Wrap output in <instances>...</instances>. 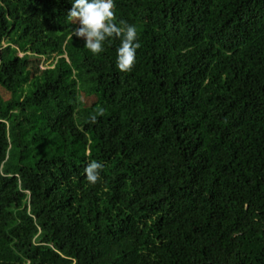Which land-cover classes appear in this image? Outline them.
<instances>
[{
    "label": "trees",
    "instance_id": "obj_1",
    "mask_svg": "<svg viewBox=\"0 0 264 264\" xmlns=\"http://www.w3.org/2000/svg\"><path fill=\"white\" fill-rule=\"evenodd\" d=\"M71 6L0 0V264H264V0H115L128 72Z\"/></svg>",
    "mask_w": 264,
    "mask_h": 264
},
{
    "label": "clouds",
    "instance_id": "obj_2",
    "mask_svg": "<svg viewBox=\"0 0 264 264\" xmlns=\"http://www.w3.org/2000/svg\"><path fill=\"white\" fill-rule=\"evenodd\" d=\"M71 9L67 16L74 25L72 37L83 39L84 47L93 55H99L105 49V43L111 39H119L120 46L116 50V66L121 72L131 71L135 62L138 42L137 28L124 20L119 24L115 17V0H70ZM95 122V118H93ZM103 165L91 161L84 168L87 181L95 185L100 179Z\"/></svg>",
    "mask_w": 264,
    "mask_h": 264
},
{
    "label": "rangeland",
    "instance_id": "obj_3",
    "mask_svg": "<svg viewBox=\"0 0 264 264\" xmlns=\"http://www.w3.org/2000/svg\"><path fill=\"white\" fill-rule=\"evenodd\" d=\"M18 55H19L20 57L23 56L22 53H19ZM50 63H51V61H48V62L42 63V64H41V66H42L41 68H42V69H45L46 67H48V66L50 65ZM28 91H29V88H28Z\"/></svg>",
    "mask_w": 264,
    "mask_h": 264
}]
</instances>
